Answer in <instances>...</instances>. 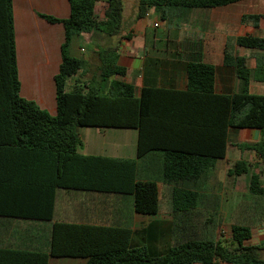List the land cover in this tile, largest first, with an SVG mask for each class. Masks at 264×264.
<instances>
[{
	"label": "trees",
	"instance_id": "1",
	"mask_svg": "<svg viewBox=\"0 0 264 264\" xmlns=\"http://www.w3.org/2000/svg\"><path fill=\"white\" fill-rule=\"evenodd\" d=\"M240 1L140 0L138 18H144L149 10L154 9L161 20L166 21L172 9L219 8ZM69 2V19L39 15L65 28L62 64L55 79L58 113L51 116L35 102L20 96L13 0H0V147L26 148L49 155L56 169L53 189L74 188L101 194L129 195L133 197L136 213L155 216L160 211L159 186L154 181L137 180L136 160L79 153L82 146L80 128L137 130L138 159L153 152L164 153L163 180L172 185V210L180 217L173 230L172 246L162 257L151 256L145 247L131 248L133 232L129 228L56 222L52 226L50 253L0 248V264H49L51 259L62 258L85 259L86 264H264L261 257L264 247L248 244L252 240L253 229L264 223V96L250 92L253 76L263 73L262 67L258 66L255 71L249 69L244 59L234 58L229 43L225 63L235 68L237 77L243 81V89L233 96L221 98L225 107L222 106L224 110L221 112L220 152L178 144L175 137L181 135V129L195 135L198 122H206L202 118L198 121L189 104H192L190 98L193 96L214 93V66L190 64L188 91L184 94L144 89L141 97L137 98L135 87L124 80L126 69L118 64L119 46L109 45L97 51L100 65L91 86H83L78 81L69 90L68 81L85 65L84 61L69 53L73 38L90 36L95 31L111 38L118 37L123 28L124 13L123 0L105 1L104 20L96 17V0ZM259 19V16H246L244 21L257 22ZM235 43L241 48L264 51V38L243 36ZM179 98H184L186 112H179L176 107L181 100ZM227 128L260 131L258 142L239 143L243 152L256 155L257 162L249 165L239 160L228 172V176L234 178L251 172L248 189L251 200L241 202L233 211L236 217L241 207L244 208L242 215L230 225L229 245L215 237L210 213L214 209L197 208L201 200L197 188L205 181L206 170L216 161L226 158ZM229 144L234 148L238 143L229 141ZM75 177L81 186L71 184ZM54 203L55 197L51 220H54Z\"/></svg>",
	"mask_w": 264,
	"mask_h": 264
},
{
	"label": "crops",
	"instance_id": "2",
	"mask_svg": "<svg viewBox=\"0 0 264 264\" xmlns=\"http://www.w3.org/2000/svg\"><path fill=\"white\" fill-rule=\"evenodd\" d=\"M96 1V17L104 20L106 0ZM139 2L123 0V28L118 37L111 38L95 31L90 36L73 38L70 55L84 61L85 65L78 75L68 81L67 88L72 89L78 81L83 86H91L100 65L97 51L109 45L119 46L118 64L126 69L124 80L135 87L137 98L141 97L144 89L184 94L188 91V66L193 63L212 65L215 68L214 93L193 96L190 98L192 104H189L198 121L199 118L206 120L198 122L204 127L197 125L195 135L179 128L181 135L175 139L178 144L187 147L210 148L212 152H220L221 112L224 110L222 106L225 107L221 98L233 96L243 89V81L237 77L235 68L225 63L226 49L230 43L234 58L244 59L246 66L253 71L258 66L264 71V51L241 48L235 43L243 36L264 38V0H242L219 8L172 9L166 20L170 27L165 28L164 21L154 9L149 10L144 18H138ZM13 11L20 96L56 116L55 79L62 64L65 28L39 15L69 19L70 2L13 0ZM246 16H259L260 19L245 22ZM250 92L264 96V72L253 76ZM179 99L176 107L179 112H186L184 98ZM111 130L80 128L82 146L79 153L83 156L136 160L137 180L154 181L159 186V213L155 216L136 213L133 197L129 195L101 194L74 188L53 189L56 169L49 155L26 148L3 146L0 147V248L50 253L52 226L56 222H64L129 228L133 232L131 248L145 247L153 257H162L169 252L173 230L180 216L172 210V185L163 180L164 153L153 152L138 159L139 132L124 130L121 137L114 136L109 141L107 133ZM225 138L226 158L216 161L213 167L206 170V179L197 188L201 194L198 210L223 209L229 201L224 198L227 189L220 188L222 179L224 181L228 177L230 170L233 147H230L229 141L256 143L260 131L227 128ZM107 147H111V152L105 153ZM210 180L219 182L216 181V189L206 186ZM71 184L81 186L76 177ZM53 197L55 211L54 220H51ZM262 242L264 226L256 232L253 230L248 244L260 245ZM86 263L85 259L62 258L51 259L49 264Z\"/></svg>",
	"mask_w": 264,
	"mask_h": 264
},
{
	"label": "rangeland",
	"instance_id": "3",
	"mask_svg": "<svg viewBox=\"0 0 264 264\" xmlns=\"http://www.w3.org/2000/svg\"><path fill=\"white\" fill-rule=\"evenodd\" d=\"M170 27V23L168 21L163 22V28ZM90 49V48H89ZM70 53V49H69ZM86 56V55H85ZM124 134V130H117L113 129L107 133V138L109 141H112V137H121ZM246 139V137H245ZM111 144V143H110ZM105 153L111 152V147L105 148ZM231 161L229 162V169H232L234 167V162L236 160H243L249 165H253L257 162V157L253 152H243L241 150V146L238 143L233 148V154L231 156ZM254 171L253 169H251ZM255 172H258L255 171ZM250 174L234 178L228 176L224 181L222 179V183H220L221 189H227L226 191L228 193H225L224 198L228 199L226 205L223 207V209H214L211 210V215L213 216L214 220V226L213 229H215L214 234L217 239H221L223 242H225L227 245L230 244L229 239V226L235 222L237 219V216H241L243 213V207L238 211L237 216L234 215V210L238 208L239 204L244 201H250V195H248V189L250 184ZM217 181V180H216ZM215 180H210L209 183L206 185L210 187L211 189H216L218 186L217 182ZM219 183V182H218ZM234 190V191H232ZM234 192V193H233ZM239 218V217H238ZM264 226V223L259 225L257 228H254L253 230L256 232L257 229ZM256 234V233H255ZM260 246L264 247V242L260 244ZM261 257L264 259V250L261 251Z\"/></svg>",
	"mask_w": 264,
	"mask_h": 264
}]
</instances>
